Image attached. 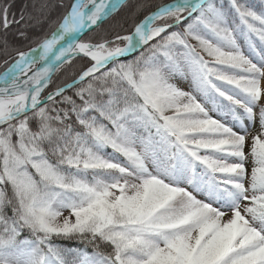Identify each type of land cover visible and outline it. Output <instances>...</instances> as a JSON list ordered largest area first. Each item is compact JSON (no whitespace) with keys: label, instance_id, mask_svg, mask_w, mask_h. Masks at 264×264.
<instances>
[{"label":"snow or ice","instance_id":"1","mask_svg":"<svg viewBox=\"0 0 264 264\" xmlns=\"http://www.w3.org/2000/svg\"><path fill=\"white\" fill-rule=\"evenodd\" d=\"M0 264H264V0H0Z\"/></svg>","mask_w":264,"mask_h":264},{"label":"trees","instance_id":"2","mask_svg":"<svg viewBox=\"0 0 264 264\" xmlns=\"http://www.w3.org/2000/svg\"><path fill=\"white\" fill-rule=\"evenodd\" d=\"M24 3V0H15V9L19 10V8L21 7V5ZM33 34H38L35 32V30H33ZM89 251H91V249L89 248Z\"/></svg>","mask_w":264,"mask_h":264}]
</instances>
